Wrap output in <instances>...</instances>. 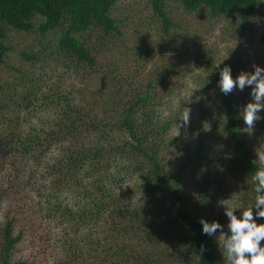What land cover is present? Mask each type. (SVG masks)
Masks as SVG:
<instances>
[{
  "label": "trees",
  "instance_id": "trees-1",
  "mask_svg": "<svg viewBox=\"0 0 264 264\" xmlns=\"http://www.w3.org/2000/svg\"><path fill=\"white\" fill-rule=\"evenodd\" d=\"M142 2L150 10V20L159 23L156 45L163 51L172 45L164 37L174 26L166 14L168 2L177 3L183 11L203 9L213 18L237 12L241 25L262 4L261 0ZM114 3L115 0H0V65L9 69V77L0 78V118L11 110L12 115L4 119L14 123L0 132V156L12 169L3 172L0 188V264H44L36 262L34 256L45 255L47 250L51 252L45 257L48 264H216L213 236L203 234L199 221L203 218L211 222L203 208L216 202L223 186L221 178L208 182L204 174L191 209L179 192L182 166L169 175L160 161L171 141L168 134L176 115L162 117L155 107H159L161 95L167 93L165 83L176 66L165 73L163 63L152 65L145 83L137 88L112 65L97 62L88 49L91 35L102 39V46L107 45L109 36H121L124 18L112 14ZM28 31L37 38V48L22 51V59L42 64L54 61L62 68L80 64L86 67L88 79L106 78L105 84L89 90L93 101L86 112L69 95L71 91L52 87V92L39 94L38 78L4 62L10 49L6 42L12 32ZM133 32V40L139 37L137 33L144 35L139 32L138 21ZM130 51L129 55L140 61L139 50L133 47ZM204 79L203 90L215 103L219 116L208 120L228 151L227 173L240 176L237 198L233 196L232 204L247 206L255 196L251 175L257 167L256 150H264V146L256 144L264 137V122L258 127L261 132L241 135L245 124L239 112L245 104L246 91L237 96L221 93L219 72ZM34 105L54 107L58 116L51 128L37 131L32 125H19L16 112L29 114L37 108ZM96 105L100 116L93 111ZM116 133L120 142L114 141L112 135ZM82 135L90 136L87 142L79 141ZM72 141V146L66 145ZM207 142L200 138L193 150L181 151V157L186 163L205 165L211 151ZM128 192L136 195L131 197ZM34 198L40 213L39 223L34 225L40 230V250L34 251L33 258H11L26 231L23 233V227L15 230L14 214L21 207L19 202ZM140 199H153L155 209L139 208ZM256 222L264 223V219L257 217ZM90 223L93 228L86 226ZM77 245L83 248V260L74 255Z\"/></svg>",
  "mask_w": 264,
  "mask_h": 264
},
{
  "label": "rangeland",
  "instance_id": "rangeland-1",
  "mask_svg": "<svg viewBox=\"0 0 264 264\" xmlns=\"http://www.w3.org/2000/svg\"><path fill=\"white\" fill-rule=\"evenodd\" d=\"M261 3L260 7L254 10V14L241 25L239 18H237V12L228 16L213 18L209 17L203 9L183 11L177 3L168 2L166 14L174 26L170 27L164 37L169 39L172 45H170V49L163 51L156 45L159 37V23L155 20H150V10L143 5L142 0H115L112 14L118 19L124 18L122 20L124 23H121V36H109L106 38L107 45L105 46L101 45L102 39L99 40L96 35H91L87 39L88 49L97 62H105L112 65L121 76L125 77L128 84H134L137 88L142 87L145 83L152 65L155 66L163 63L165 73L170 71V67L176 66L177 70L165 83L168 86L167 93L161 95L160 105L159 107L158 105L155 107L157 113L162 117L168 114L176 115L168 134L171 141L166 146L168 149L165 148L162 151L160 161L166 174L169 175L175 174L178 165L182 166L179 175V192L184 200H186V205L191 209L195 203L196 189L202 184L201 180L204 174L208 175V182H212L214 177L221 178L223 186L221 185V191L216 197V202L205 206L203 213L211 216V222L213 220L219 222L226 234L228 233V218L224 215L225 211L222 210L220 202L223 201L225 203L228 201L227 204H232L234 201L232 199L233 196L237 198L236 194L238 192L240 176L235 177L227 173L226 159L228 151L225 150L222 139H218V136L214 132L216 128L208 120L211 117L215 118L219 116L216 112L215 103L210 99L208 93L203 90L204 81L206 80L204 78L206 76L211 78L213 73L219 72V69L215 68L214 65L226 56L220 66L223 67L224 64L229 65L233 78L240 71L251 72L254 64L264 68V0H261ZM137 21L139 23V32H143L144 35L137 33L139 37L133 40L131 34L134 33L133 26ZM28 32L24 34L12 32L11 37L6 42L10 49L4 62L19 66L31 73L33 78H38V86H40L39 94L42 92H52L50 89L52 87L71 91L69 95L86 112L89 109V103L93 101V98L88 93L89 90H94V87L98 84H105L106 78H101L100 80L88 79L86 67L80 64L72 63L62 68L54 61L51 62L53 64H50L49 61L42 64L41 62L33 63L22 59L20 57L22 51L31 52L36 51L37 48L35 43L37 38L35 39L32 31ZM133 47L141 53L140 61L133 58L132 54L129 55L131 53L130 49ZM8 70V67L4 64L0 65V78H8ZM244 90L246 91L244 100L246 104V102L251 100V90L247 87ZM157 91H159V88H157ZM240 92L237 89L232 94L237 96ZM186 108L190 110L189 123L180 127L179 135H176L175 123L178 120L177 117L185 113L187 111ZM93 111L96 115L100 116L98 105L93 108ZM22 112L25 113V111L16 112L18 114L16 116H18L19 125L22 128L32 125L37 128V131L51 128L55 117L58 116L55 114L53 106L46 108L37 107L29 114L25 113V115ZM11 115V110L2 113L0 132L5 127L14 124L4 119ZM260 116L264 117V111L260 112ZM262 122H264V119L257 121L253 129H247L244 125L241 129V135L248 136V134L251 135L253 132H261L258 127L261 126ZM112 136L114 141H121L119 133ZM89 137L82 135L78 139L80 142H87ZM200 138L206 142L208 141V147L211 150L209 151L208 163L204 162L205 165L201 164V162L199 165L186 163L185 158L181 157L182 154L180 152L193 150V146L198 143ZM73 144V141L66 143V145L71 146ZM256 144L259 147L264 146V137L256 142ZM44 156L47 155L45 154ZM5 161V157L0 156V188L3 187L4 181L2 179H4V173L12 171L10 165ZM209 187L211 188L208 185ZM127 194L133 197L135 193L128 192ZM153 201V199H140L137 202V206L143 209L154 210ZM35 202V198L31 202L26 199L19 202V206L21 205V207L14 214L17 217L15 230L23 227V233L25 229L26 231L13 251L11 258L20 259L27 255L33 258L34 251L40 250L37 240L40 230L34 226L39 223L40 217L38 215L40 213L36 211ZM190 208V212H193ZM195 212H198V209H195ZM240 213V209L235 211L238 217ZM219 215L222 216L219 217ZM149 218L153 220L152 217ZM86 226L93 228L92 223ZM94 228L97 229V227ZM212 239V251L216 264H225L217 244L216 236H213ZM131 241L136 244L133 238H131ZM49 253L51 252L47 250L44 253L45 255L34 256V259L36 262L41 261L44 264H48L45 257ZM74 255H76L77 260H83L85 255L83 248L77 245Z\"/></svg>",
  "mask_w": 264,
  "mask_h": 264
},
{
  "label": "clouds",
  "instance_id": "clouds-1",
  "mask_svg": "<svg viewBox=\"0 0 264 264\" xmlns=\"http://www.w3.org/2000/svg\"><path fill=\"white\" fill-rule=\"evenodd\" d=\"M223 59L214 65L219 69V90L229 95L237 89L243 91L246 87L250 88L251 100L241 106L239 115L246 128L253 129L257 121L264 119L260 116V112L264 111V68L254 64L251 72L240 71L233 78L229 65L220 66ZM177 118L175 128L176 135H179L180 127L189 123L190 110L187 109ZM255 162L257 167L251 175L255 192L253 203L245 206L243 203L233 205L220 202L228 218V233L215 220L208 222L201 218L199 221L203 234L216 236L225 264H264V223L256 222L257 217L264 219V150H256ZM236 209L241 210L239 217L235 214Z\"/></svg>",
  "mask_w": 264,
  "mask_h": 264
}]
</instances>
